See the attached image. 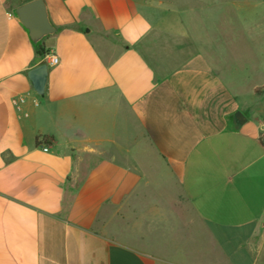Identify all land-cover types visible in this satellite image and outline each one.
Returning <instances> with one entry per match:
<instances>
[{
  "label": "crops",
  "instance_id": "obj_1",
  "mask_svg": "<svg viewBox=\"0 0 264 264\" xmlns=\"http://www.w3.org/2000/svg\"><path fill=\"white\" fill-rule=\"evenodd\" d=\"M30 1L0 0V264H264L252 2L45 0L41 97Z\"/></svg>",
  "mask_w": 264,
  "mask_h": 264
},
{
  "label": "water",
  "instance_id": "obj_2",
  "mask_svg": "<svg viewBox=\"0 0 264 264\" xmlns=\"http://www.w3.org/2000/svg\"><path fill=\"white\" fill-rule=\"evenodd\" d=\"M13 13L20 24L26 29L34 46L42 43L46 37L54 35L58 31L51 22L45 0L27 2L15 8ZM28 76L37 94L44 97L48 79V64L42 63L31 69ZM237 116L242 117L239 113Z\"/></svg>",
  "mask_w": 264,
  "mask_h": 264
},
{
  "label": "rangeland",
  "instance_id": "obj_3",
  "mask_svg": "<svg viewBox=\"0 0 264 264\" xmlns=\"http://www.w3.org/2000/svg\"><path fill=\"white\" fill-rule=\"evenodd\" d=\"M252 2V3H251ZM251 8L246 11V16L250 18L252 24L254 21H260L264 19V0H250Z\"/></svg>",
  "mask_w": 264,
  "mask_h": 264
},
{
  "label": "built area",
  "instance_id": "obj_4",
  "mask_svg": "<svg viewBox=\"0 0 264 264\" xmlns=\"http://www.w3.org/2000/svg\"><path fill=\"white\" fill-rule=\"evenodd\" d=\"M45 61L48 65H57L59 63V58L54 53H49L45 56ZM263 124V130L261 132V137L264 138V122ZM45 151H48V148H44Z\"/></svg>",
  "mask_w": 264,
  "mask_h": 264
},
{
  "label": "trees",
  "instance_id": "obj_5",
  "mask_svg": "<svg viewBox=\"0 0 264 264\" xmlns=\"http://www.w3.org/2000/svg\"><path fill=\"white\" fill-rule=\"evenodd\" d=\"M35 49H36L37 55L40 57H45L47 54L50 53L49 52L50 50L46 47L44 41H42V43L35 46Z\"/></svg>",
  "mask_w": 264,
  "mask_h": 264
}]
</instances>
